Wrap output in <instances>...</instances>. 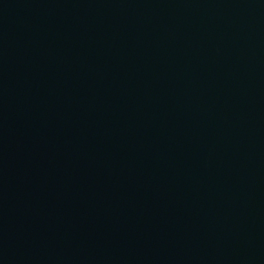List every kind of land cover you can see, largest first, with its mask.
<instances>
[{
  "label": "water",
  "instance_id": "obj_1",
  "mask_svg": "<svg viewBox=\"0 0 264 264\" xmlns=\"http://www.w3.org/2000/svg\"><path fill=\"white\" fill-rule=\"evenodd\" d=\"M0 264H264V0H0Z\"/></svg>",
  "mask_w": 264,
  "mask_h": 264
}]
</instances>
